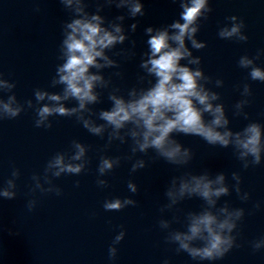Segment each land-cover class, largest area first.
Returning a JSON list of instances; mask_svg holds the SVG:
<instances>
[{
  "label": "clouds",
  "instance_id": "obj_1",
  "mask_svg": "<svg viewBox=\"0 0 264 264\" xmlns=\"http://www.w3.org/2000/svg\"><path fill=\"white\" fill-rule=\"evenodd\" d=\"M173 2L180 8L177 19L143 28L146 50L139 55L137 83L122 90L113 82V77L124 78L119 70L121 62L114 57L127 61L137 56L136 40L130 34L136 33L140 26L137 18L145 15L143 0H97L94 12L88 10V0H59L69 19L61 26L59 63L54 75L47 88H35L33 98L21 101L14 91L16 82L0 72V121L16 119L32 110L34 127L50 129L53 117L74 118L90 135L105 140L96 168L95 183L101 189L109 187L104 177L123 162L130 163V174L146 168L149 161L159 160L178 170L184 169L166 186V203L160 207L158 227L165 233V244L174 246L177 254H186L196 264H215L234 248L241 247L239 228L246 214H254L264 204L256 201L250 210L233 207L228 200L220 204L222 198L233 192L242 203H247L251 193L242 188L241 173L264 164V123L251 120L246 111L253 96L249 81L264 83V67L256 63L264 56V49H258L254 56L241 55L237 60V67L247 75L234 86L240 99L232 105V117L248 122L233 130L221 94L214 90L223 88L224 80L206 75L202 58L193 52L207 47L206 41L198 39V33L213 11L210 0ZM112 6L125 13L113 19L102 15L106 7ZM129 19L134 22L126 28L125 21ZM225 21L218 29V38L247 43L244 20L231 15ZM126 42L128 47L118 48ZM106 69L117 71L106 77ZM105 93L110 107L97 110L95 106L103 103ZM179 135L199 137L213 148L231 149L241 171L231 172V182L223 171L213 173L207 168L199 173L192 171L190 165L195 154L176 138ZM116 142L128 145V152L108 155ZM91 148L73 139L66 151L56 152L47 160L42 173L31 176L33 196L37 192L62 196L63 190L54 180L84 173L91 162L88 157ZM20 176V169L13 167L10 177L0 182V199H16ZM74 186L79 188L80 182L77 180ZM127 189L133 195L139 191L132 180L128 181ZM193 198L203 202L199 211L178 208L183 201ZM37 203L33 198L26 206L32 211ZM137 203L131 196L114 197L106 199L102 206L106 212H119ZM168 212L172 213L171 218H164L163 214ZM177 224L183 230L174 227ZM125 236L126 230L121 225L108 247L109 264H115L118 245ZM248 244L253 253L264 250V235ZM161 264L171 261L165 258Z\"/></svg>",
  "mask_w": 264,
  "mask_h": 264
}]
</instances>
